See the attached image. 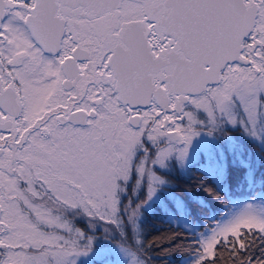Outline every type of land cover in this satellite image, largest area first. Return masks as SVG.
<instances>
[{
	"label": "snow or ice",
	"instance_id": "snow-or-ice-1",
	"mask_svg": "<svg viewBox=\"0 0 264 264\" xmlns=\"http://www.w3.org/2000/svg\"><path fill=\"white\" fill-rule=\"evenodd\" d=\"M229 126L264 141V0H0V264H77L94 225L136 218L133 178L151 198ZM194 244L193 264H264V205Z\"/></svg>",
	"mask_w": 264,
	"mask_h": 264
},
{
	"label": "trees",
	"instance_id": "trees-1",
	"mask_svg": "<svg viewBox=\"0 0 264 264\" xmlns=\"http://www.w3.org/2000/svg\"><path fill=\"white\" fill-rule=\"evenodd\" d=\"M248 147L253 150H249ZM252 147L253 145H244V150L236 152L240 159L235 153V161L228 162L223 181L226 184L225 189L216 179L210 178L200 170L198 161H192L185 169L171 164L168 168L159 171L168 183V187L178 195L181 205L163 193L164 197L161 200H156L150 207H142L140 210L136 243L142 242L143 254L152 264H193L196 248L194 241L198 238L192 230L176 222L171 216L182 209L191 218L197 220L217 216L226 207L230 194L245 193L244 190L240 191V188L242 177L245 178L248 174L247 167L252 170L249 171L247 181L258 175L261 180L259 187L264 193V144L256 146L260 148L259 150ZM203 159L204 157L200 160ZM243 159L247 162H242ZM200 185L211 189V193ZM249 189L252 190L253 187H248ZM125 235L131 242L129 232ZM224 257L226 259L220 264H232L227 252L224 253ZM91 264H98L95 257L92 258Z\"/></svg>",
	"mask_w": 264,
	"mask_h": 264
},
{
	"label": "rangeland",
	"instance_id": "rangeland-1",
	"mask_svg": "<svg viewBox=\"0 0 264 264\" xmlns=\"http://www.w3.org/2000/svg\"><path fill=\"white\" fill-rule=\"evenodd\" d=\"M225 131L229 139L219 141L212 136H209L206 132L198 134L193 138L189 147V158L187 162L183 166L176 161H172L171 164H176L180 168L185 169L192 161H198V167L200 170L206 173L210 178L216 179L218 183L221 184L222 188L225 189L224 186H226V184L223 181L225 179V174L227 173V164L229 161H235V153L244 150L243 146L247 144L253 145L252 148H256L257 150L260 149L259 147H256L257 145L264 144V141L254 139L249 135L244 134L238 127L229 126L225 129ZM248 149L253 150L249 147ZM236 154L238 159H240L238 153ZM202 157H204V159L200 160ZM242 162H247V160L243 159ZM166 167L168 168L169 166L157 167L155 172L160 175L161 172L159 171ZM249 171L252 170L250 167H247L248 174H246L245 178L242 177V183L244 184L242 185L241 183L240 191L244 190L245 193L241 192L230 194L226 207L217 216L206 220H197L191 218L182 209L177 214H173L171 217L176 222L185 226L189 230H192L196 237L200 239L202 236L208 235L216 224L224 222L234 213L239 211L243 206L250 203L257 206L264 205V193L259 187V185H261V180L259 176L256 175V178H250L247 181ZM161 177L165 181V178L163 176ZM248 187H253V189L248 190ZM173 191L174 190L170 189L168 187V183L165 181L164 186L158 188L156 193L149 198L147 180L142 183H136L135 178H133L129 184L128 191L121 196V201L125 206L139 205L136 218L134 220L125 218L122 222V226L115 232L99 223L94 225L93 227L95 229L96 239L93 242V251L78 256L77 264H91V260L94 257L93 252L100 248H104L108 252L106 264H130V260L124 252V246L136 244L137 232L139 229L138 216L141 208L150 207L154 201L161 200L164 197L163 193H166L165 195H168L171 199H175L178 204L181 205V200ZM105 232L109 233L107 237L103 235ZM127 232H129L131 236V242L126 239L125 234ZM144 258L148 261V264H152L148 257L144 255Z\"/></svg>",
	"mask_w": 264,
	"mask_h": 264
},
{
	"label": "flooded vegetation",
	"instance_id": "flooded-vegetation-1",
	"mask_svg": "<svg viewBox=\"0 0 264 264\" xmlns=\"http://www.w3.org/2000/svg\"><path fill=\"white\" fill-rule=\"evenodd\" d=\"M76 223H77V226H78V227H82V226H83V227H86V225H85V223H84L83 220H77Z\"/></svg>",
	"mask_w": 264,
	"mask_h": 264
}]
</instances>
